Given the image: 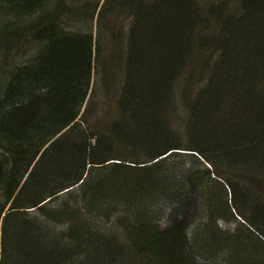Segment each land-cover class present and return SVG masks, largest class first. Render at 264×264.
I'll list each match as a JSON object with an SVG mask.
<instances>
[{
  "label": "trees",
  "instance_id": "trees-1",
  "mask_svg": "<svg viewBox=\"0 0 264 264\" xmlns=\"http://www.w3.org/2000/svg\"><path fill=\"white\" fill-rule=\"evenodd\" d=\"M99 4L0 0V264H264V0ZM115 6L129 18L115 32L123 75L107 127L91 129L103 40L68 23ZM173 155L206 164L217 187L159 173ZM74 188L79 206L49 208ZM190 189L204 218L165 230L157 209Z\"/></svg>",
  "mask_w": 264,
  "mask_h": 264
},
{
  "label": "rangeland",
  "instance_id": "rangeland-1",
  "mask_svg": "<svg viewBox=\"0 0 264 264\" xmlns=\"http://www.w3.org/2000/svg\"><path fill=\"white\" fill-rule=\"evenodd\" d=\"M73 5H77L80 8L84 4V0H70ZM91 3L95 0H89ZM103 0H100L99 6ZM99 9V7H98ZM72 23H68L74 30L91 29L93 33L97 35L99 39L103 40V53L97 61V71L93 76V87L90 100L87 106H85L82 113L83 124H89L91 129H99L107 127V120L114 114V101L117 96L118 88L121 83L124 66V53L123 43L121 39L116 37V29L124 30L129 22L127 15H123L119 12V9L111 7L107 12L103 14L101 20L96 21L93 18L87 24H81L78 18L74 19ZM101 37V38H100ZM100 40V41H102ZM17 52L14 56H17ZM14 57L13 59H17ZM180 83L176 86V93L179 94L181 90ZM175 103L180 116L183 115V104L180 95H175ZM177 123V120H173ZM159 173L170 175V179L178 180L179 183H185L186 185L193 178V174L201 175L204 179L207 174V165L200 161L190 159L189 156L173 155L165 160ZM202 172L197 174L196 172ZM172 177V178H171ZM206 188L215 189L217 185L211 180H204ZM189 187V185H188ZM71 195L62 194L56 200V202L49 205L51 210H60L63 207L73 209L77 205L79 206V192L76 188L72 190ZM67 205V206H66ZM200 200L194 190L190 189L189 195L184 198L178 199L175 202L165 205L166 209H157L158 217H162V227L170 231L181 224L187 231L195 228V226L204 218L203 212L199 208ZM196 208H199L197 212ZM160 213V214H159ZM34 215H37L34 213ZM80 220L91 223L93 228L96 226L98 230H102L106 233L119 234L120 231L113 221V217L110 218H94V216H88L85 211H81ZM95 219V221H94ZM65 220V219H64ZM39 221L45 224L51 231L57 232L61 229H65L67 223H54L48 219H45L40 215ZM220 228H232L233 224L226 222L225 220H218ZM189 264H210L202 260L191 261Z\"/></svg>",
  "mask_w": 264,
  "mask_h": 264
}]
</instances>
